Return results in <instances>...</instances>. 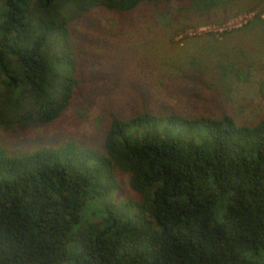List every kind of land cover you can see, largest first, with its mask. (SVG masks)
Instances as JSON below:
<instances>
[{"label":"trees","instance_id":"obj_1","mask_svg":"<svg viewBox=\"0 0 264 264\" xmlns=\"http://www.w3.org/2000/svg\"><path fill=\"white\" fill-rule=\"evenodd\" d=\"M233 1L0 0V264H264V114L238 124L142 99L128 112L106 105L99 148L3 143L46 131L98 86L78 75L68 25L79 15L207 13ZM124 178L134 199L88 212Z\"/></svg>","mask_w":264,"mask_h":264},{"label":"rangeland","instance_id":"obj_2","mask_svg":"<svg viewBox=\"0 0 264 264\" xmlns=\"http://www.w3.org/2000/svg\"><path fill=\"white\" fill-rule=\"evenodd\" d=\"M158 14L146 7L123 13L94 8L69 22L82 82L59 122L25 137H5L13 152L83 140L101 146L107 106L128 112L145 105L187 117L230 115L238 124L264 114V0H234L207 13ZM143 99V101H142ZM88 212L134 199L124 179ZM112 200V202H111ZM112 203V204H113Z\"/></svg>","mask_w":264,"mask_h":264}]
</instances>
